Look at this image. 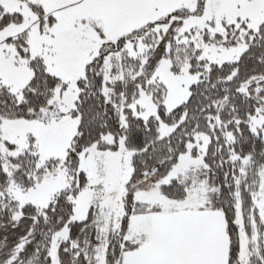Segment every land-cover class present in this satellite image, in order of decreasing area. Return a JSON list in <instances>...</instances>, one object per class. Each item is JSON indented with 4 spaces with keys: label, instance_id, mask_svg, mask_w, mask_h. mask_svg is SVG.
<instances>
[{
    "label": "snow or ice",
    "instance_id": "snow-or-ice-1",
    "mask_svg": "<svg viewBox=\"0 0 264 264\" xmlns=\"http://www.w3.org/2000/svg\"><path fill=\"white\" fill-rule=\"evenodd\" d=\"M0 264H264V0H0Z\"/></svg>",
    "mask_w": 264,
    "mask_h": 264
}]
</instances>
